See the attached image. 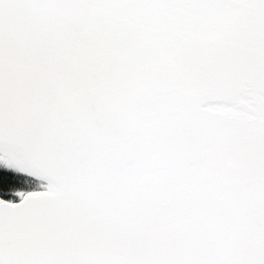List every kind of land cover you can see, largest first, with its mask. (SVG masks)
<instances>
[{"label":"snow or ice","instance_id":"snow-or-ice-1","mask_svg":"<svg viewBox=\"0 0 264 264\" xmlns=\"http://www.w3.org/2000/svg\"><path fill=\"white\" fill-rule=\"evenodd\" d=\"M0 264H264V0H0Z\"/></svg>","mask_w":264,"mask_h":264}]
</instances>
